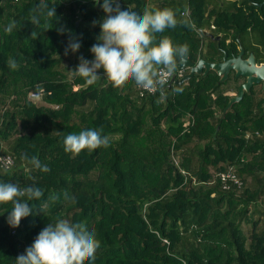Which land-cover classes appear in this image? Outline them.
Returning a JSON list of instances; mask_svg holds the SVG:
<instances>
[{
    "label": "trees",
    "instance_id": "1",
    "mask_svg": "<svg viewBox=\"0 0 264 264\" xmlns=\"http://www.w3.org/2000/svg\"><path fill=\"white\" fill-rule=\"evenodd\" d=\"M98 2L0 0V156L12 161L0 167V183L43 192L28 201L34 212L17 228L7 223L12 204L0 205V264H14L59 219L85 223L100 242L85 264H264L261 101L243 93L222 115L226 104L214 100L231 85L211 70L153 92L134 81L113 88L102 69L92 85L74 78L69 71L80 57L94 59L90 49L105 15ZM117 2L139 14L146 7L179 10L178 21L189 23L157 33L156 43L167 37L174 46L186 44L184 59L192 63L236 56L224 46L226 23L235 25L233 36L250 25L245 17L229 21L225 0ZM42 5L56 8V16ZM70 39L81 47L65 55ZM30 92L39 100H29ZM87 129L122 138L66 153L64 138ZM25 154L50 171L22 160ZM220 174L234 175L237 184L222 183Z\"/></svg>",
    "mask_w": 264,
    "mask_h": 264
},
{
    "label": "clouds",
    "instance_id": "2",
    "mask_svg": "<svg viewBox=\"0 0 264 264\" xmlns=\"http://www.w3.org/2000/svg\"><path fill=\"white\" fill-rule=\"evenodd\" d=\"M98 4L105 15L99 23L101 31L98 42L90 49L94 59L89 61L80 57V63L69 73L74 78H83L86 85H92L101 80L98 72L102 69L104 79L113 88L119 89L129 81H134L137 87L149 92L163 89L178 62L188 55L189 49L186 44L174 46L167 37L156 43V34L174 29L178 22L188 24L189 21H178L179 10L171 8L146 7L139 14L128 8L122 10L117 0H99ZM41 7L47 9L48 17L56 16V8H47V5ZM181 16H187V11ZM31 20L33 24H39L37 15H33ZM14 27L15 23H10L5 31L11 33ZM32 36L35 37L36 33L33 32ZM80 47L78 40L70 39L65 55L76 53ZM9 66L15 68V61H10ZM120 138V133L104 135L102 130L87 129L67 135L64 138V150L79 155L85 150L91 152L108 147ZM21 159L43 172L50 171L35 156L29 159L25 154ZM42 195L39 188L22 189L12 183H0V205L11 203L13 206L7 216L8 225L19 227L22 219L34 212L28 201L39 199ZM24 197L27 199H20ZM99 248L100 242L85 223L59 219L55 224L49 223L25 253L16 258L14 264H85L95 259Z\"/></svg>",
    "mask_w": 264,
    "mask_h": 264
},
{
    "label": "flooded vegetation",
    "instance_id": "3",
    "mask_svg": "<svg viewBox=\"0 0 264 264\" xmlns=\"http://www.w3.org/2000/svg\"><path fill=\"white\" fill-rule=\"evenodd\" d=\"M223 10L226 12L229 21L237 17H245L247 21H250V25L241 34L236 36H233L235 25L233 23H226L231 27L228 28L227 37L229 38L224 41V46L229 50L231 48L235 49L237 54L242 51L244 55L243 59H247L251 55L256 68L264 66V0H225ZM255 22L256 24L254 25L253 23ZM212 30H215V27L212 26ZM230 37L232 40L234 39L233 42ZM227 79H229L228 83L232 86V88L230 86V91L232 92L229 96L235 97L237 95V88L242 83V80L239 77L234 78L232 72L229 73ZM245 93L254 95L256 96L254 98L261 101L264 113L263 84L260 83L257 86L251 85L249 91ZM229 96L228 99L230 98Z\"/></svg>",
    "mask_w": 264,
    "mask_h": 264
},
{
    "label": "water",
    "instance_id": "4",
    "mask_svg": "<svg viewBox=\"0 0 264 264\" xmlns=\"http://www.w3.org/2000/svg\"><path fill=\"white\" fill-rule=\"evenodd\" d=\"M242 55V51H240V53L236 56H232L228 59L226 58V55H223L222 61L217 63L206 62L204 60L192 63L187 59H184L182 62L177 64L175 71L187 69L188 73L179 80L171 79L168 85L173 83L175 85H180L184 81L191 78L194 74L202 73V75H205L209 70L219 76V81L223 82L228 78L229 73L232 72L234 74V78L239 77L242 80V83L237 88V95L228 99V102L221 113L223 115L234 102L239 101L243 93L249 91L251 85L257 86L262 83L264 89V66L256 68L251 55L248 56L247 59H243Z\"/></svg>",
    "mask_w": 264,
    "mask_h": 264
},
{
    "label": "built area",
    "instance_id": "5",
    "mask_svg": "<svg viewBox=\"0 0 264 264\" xmlns=\"http://www.w3.org/2000/svg\"><path fill=\"white\" fill-rule=\"evenodd\" d=\"M211 29H212V27H211ZM182 77H183L182 71H180V70L177 71V72L174 71L173 74H172V76L170 78H168L166 84H169L170 81H171V79H175V80L177 79L178 80V79H180ZM28 99L29 100H32V101H37V100H39V95L37 93H35V92H30L28 94ZM11 163H12V161H11V159L9 157H7V156H0V167L1 168H7L9 165H11ZM218 176L220 177V180H221L222 183H225L226 181H233L234 183L237 184V179L232 174H227V175L220 174Z\"/></svg>",
    "mask_w": 264,
    "mask_h": 264
},
{
    "label": "crops",
    "instance_id": "6",
    "mask_svg": "<svg viewBox=\"0 0 264 264\" xmlns=\"http://www.w3.org/2000/svg\"><path fill=\"white\" fill-rule=\"evenodd\" d=\"M231 92H232V91H230V90L225 91L224 93H222L221 96L216 97L215 100H214V102H215V103H225V104H227V103H226V99L228 98L229 95H231ZM232 94H233V93H232ZM229 97H230V96H229ZM227 101H228V100H227Z\"/></svg>",
    "mask_w": 264,
    "mask_h": 264
},
{
    "label": "rangeland",
    "instance_id": "7",
    "mask_svg": "<svg viewBox=\"0 0 264 264\" xmlns=\"http://www.w3.org/2000/svg\"><path fill=\"white\" fill-rule=\"evenodd\" d=\"M28 97V96H27Z\"/></svg>",
    "mask_w": 264,
    "mask_h": 264
}]
</instances>
